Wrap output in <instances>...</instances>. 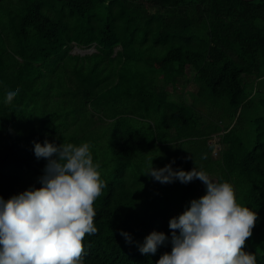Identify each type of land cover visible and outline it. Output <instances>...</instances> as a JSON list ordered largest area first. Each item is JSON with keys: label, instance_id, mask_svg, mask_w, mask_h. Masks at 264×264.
<instances>
[{"label": "trees", "instance_id": "trees-1", "mask_svg": "<svg viewBox=\"0 0 264 264\" xmlns=\"http://www.w3.org/2000/svg\"><path fill=\"white\" fill-rule=\"evenodd\" d=\"M9 87L19 93L6 101ZM258 98L264 106V0H2L0 196L42 186L34 142H87L106 186L83 264H152L140 241L164 232L157 253L171 252L170 220L206 186L162 184L145 174L150 162L179 170L190 144L206 160L219 134L217 183L258 214L244 250L264 264V116H246ZM201 100L224 102L223 115Z\"/></svg>", "mask_w": 264, "mask_h": 264}, {"label": "clouds", "instance_id": "clouds-1", "mask_svg": "<svg viewBox=\"0 0 264 264\" xmlns=\"http://www.w3.org/2000/svg\"><path fill=\"white\" fill-rule=\"evenodd\" d=\"M18 93V87H9L4 99ZM34 153L47 160L39 178L42 186L7 200L0 196V264H83L84 238L97 232L94 202L106 186L90 144L58 145L46 139L34 142ZM145 174L162 184L199 179L206 186L205 195L170 220L172 250L157 264H257L244 246L258 214L237 202L232 184L214 182L196 167L176 170L169 164L156 169L153 160ZM121 235L132 243L128 232ZM168 241L167 234L153 231L139 251L155 254Z\"/></svg>", "mask_w": 264, "mask_h": 264}, {"label": "rangeland", "instance_id": "rangeland-1", "mask_svg": "<svg viewBox=\"0 0 264 264\" xmlns=\"http://www.w3.org/2000/svg\"><path fill=\"white\" fill-rule=\"evenodd\" d=\"M94 52H96L95 48L83 49V48H80V47H78L76 45H74V49H73V54L83 53V54L86 55V54H92ZM189 76L190 77L192 76V71H189ZM181 91L184 93L183 90H181ZM192 94H193V96H197V93L195 91ZM182 95L185 96V98L188 99L189 102L192 101L190 96L187 95L186 93H184ZM177 96L178 95H176L175 97L177 98ZM201 101H202V104L206 103V102H210L211 103V107H210L211 111H214L215 114H217L219 117H221L223 115V113H224L223 107L225 105L224 102L220 101L216 106H213L211 101H208V100H201ZM202 104L201 103L198 104V107L201 109V111H204L205 114H208L210 111H208L207 107L202 105ZM254 105L255 106L253 107L252 112L246 114L248 119H250V118L253 119L255 117L264 116V106H263V104H261L260 98H258L256 100ZM207 122H209V121H207ZM220 142H221L220 135L219 134L218 135L215 134L212 137V139L210 140V142H209L210 145H213L212 155L210 154L211 157H209L206 160H203V159H201L199 157L200 153H201L200 148L203 147V145L201 147L199 145H197V144L185 145L183 147V150H182V147L179 146L180 150L182 151V153H181L182 159H181V161H177V162H181L180 166L183 165V162H184V165H185V166L183 165V167L179 168V169H183V170H186V171H191V170H193L196 167L197 170H202L206 174L211 176L210 178L214 182H218V179H220V177L222 176V174L224 172L221 169V167L219 166V163L217 165H215V164L212 165V163H216V160L222 159V152H223L222 150L224 149V147L221 145ZM209 164H211V166H209ZM190 165H192L194 167H192ZM208 168H209V170H208ZM199 181H200L199 179H195L194 185H196V187H199V185H201L199 183ZM200 193L201 192H197L194 195L193 199H197V198H200L201 196H203ZM189 206H190V203H189ZM184 208H186V207L185 206L183 207V211L185 210ZM143 243H144V240L140 241V245H142ZM161 256H162L161 254L155 253L153 255L152 264H157V261L161 258Z\"/></svg>", "mask_w": 264, "mask_h": 264}, {"label": "water", "instance_id": "water-1", "mask_svg": "<svg viewBox=\"0 0 264 264\" xmlns=\"http://www.w3.org/2000/svg\"><path fill=\"white\" fill-rule=\"evenodd\" d=\"M2 0H0V2H1ZM91 53V52H90ZM80 55H85V54H83V53H80Z\"/></svg>", "mask_w": 264, "mask_h": 264}]
</instances>
